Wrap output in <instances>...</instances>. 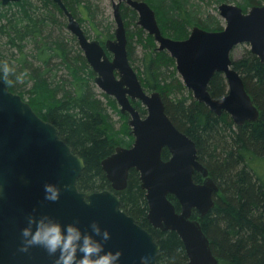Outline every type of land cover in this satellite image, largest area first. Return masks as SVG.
Wrapping results in <instances>:
<instances>
[{
  "label": "water",
  "instance_id": "obj_1",
  "mask_svg": "<svg viewBox=\"0 0 264 264\" xmlns=\"http://www.w3.org/2000/svg\"><path fill=\"white\" fill-rule=\"evenodd\" d=\"M19 0H0L5 5ZM67 18L95 73L96 86L113 97L121 113H128L133 134L130 147L117 145L100 164L111 188L80 190L77 180L84 159L43 120L28 101L0 77V264H157L160 249L152 232L121 208L115 191L127 185L129 170L139 174L145 190L147 220L161 231H175L187 255L185 264L219 262L198 219L215 204L219 186L198 160L195 143L179 130L165 112L159 91L147 92L130 63L127 33L121 14L125 3L137 14V24L166 50L193 97L212 112H227L236 125L256 121L259 110L233 67L231 53L241 43L264 64V2L246 11L234 2H221L218 15L223 28L199 25L187 37L163 34L156 12L146 0H112L116 27L101 43L89 37L63 0H53ZM221 72L227 93L213 97L209 82ZM139 100L144 117L132 104ZM166 147L170 157H161ZM194 171L203 180H193ZM173 195L177 211L168 198Z\"/></svg>",
  "mask_w": 264,
  "mask_h": 264
},
{
  "label": "trees",
  "instance_id": "obj_2",
  "mask_svg": "<svg viewBox=\"0 0 264 264\" xmlns=\"http://www.w3.org/2000/svg\"><path fill=\"white\" fill-rule=\"evenodd\" d=\"M146 1L155 10L163 34L176 39L187 37L193 25L210 30L223 28L217 13L221 2H234L243 11L264 2ZM63 2L81 25L88 21L96 29V2ZM121 14L131 64L133 43L142 47L140 67L133 68L143 87L160 92L165 112L195 142L198 160L220 188L214 206L199 219L214 255L226 264H264V171L261 170L264 167V64L249 48L237 58L231 56L233 67L259 110L256 121L236 125L227 112L217 115L194 99L177 73L174 59L166 50H156L153 36L137 24V14L130 6L122 3ZM62 16L63 11L53 0H19L5 5L0 2V77L39 116L54 123L73 152L84 159L78 188H110L100 162L116 145H129L132 135L126 114L119 112L116 100L97 89L95 73L76 37L61 32L65 25ZM111 37L110 30H96V39L101 43ZM208 90L213 97L226 93L227 83L221 72L214 73ZM134 105L145 113L139 101ZM111 112L123 120L119 126L115 125ZM166 156L168 152L164 150L163 157ZM193 179L200 182L201 175L195 172ZM116 193L121 208L155 236L160 245L157 264H185L187 255L178 234L161 231L148 222L145 191L140 187L136 170L129 171L126 187ZM168 198L179 210L176 198L173 195Z\"/></svg>",
  "mask_w": 264,
  "mask_h": 264
},
{
  "label": "rangeland",
  "instance_id": "obj_3",
  "mask_svg": "<svg viewBox=\"0 0 264 264\" xmlns=\"http://www.w3.org/2000/svg\"><path fill=\"white\" fill-rule=\"evenodd\" d=\"M92 1L98 4V7H96L98 12L95 15L98 25L96 26V29H95L90 25L88 21H83L82 22L83 29L87 31V34L91 38H96V30H103V31L110 30L111 32H113L116 25H115V21L113 17L112 0H92ZM217 13H218V10H217ZM219 18L221 19V23L224 25V20L220 16ZM62 20H64L65 25L61 27V32L65 36H66V33L71 34V32L66 27L67 18L65 15L62 16ZM132 28H133V25L130 24L129 29H132ZM133 44L135 45V51L133 55L132 66L135 68H139L140 67L139 60L142 55V47L141 45H137L136 43H133ZM155 45H157L156 42H155ZM245 48H249V45L247 43H241V44L236 45L232 50L231 56L233 58H237L238 56L241 55V53L243 52ZM97 89L100 90L98 87ZM117 107L119 110L120 107L118 104H117ZM111 115H112L111 117L115 125L119 126L123 120L115 112H111ZM127 119H128V116L126 115V122H127ZM261 170L264 171V167L261 168Z\"/></svg>",
  "mask_w": 264,
  "mask_h": 264
},
{
  "label": "flooded vegetation",
  "instance_id": "obj_4",
  "mask_svg": "<svg viewBox=\"0 0 264 264\" xmlns=\"http://www.w3.org/2000/svg\"><path fill=\"white\" fill-rule=\"evenodd\" d=\"M157 46V45H156ZM156 48V47H155ZM157 50V49H156ZM181 78V77H180ZM225 81H226V79H225ZM227 83V82H226ZM143 86V85H142ZM144 88V87H143ZM145 89V88H144ZM146 90V89H145ZM153 90H156V89H153ZM227 90H228V88H227ZM147 92H149V91H151V90H146ZM158 91V90H157ZM226 93H227V91H226ZM225 93V94H226ZM225 94H223V95H225ZM222 95V96H223ZM222 96H220V97H222ZM163 99V98H162ZM195 99V98H194ZM196 100V99H195ZM135 101H139V100H134V101H132V104L134 105V102ZM198 101V100H197ZM140 102V101H139ZM141 103V102H140ZM141 105L144 107V105L141 103ZM135 106V105H134ZM136 107V106H135ZM145 108V107H144ZM138 109V108H137ZM145 110H146V108H145ZM138 111L140 112V110L138 109ZM223 112H225V111H223ZM121 113V112H120ZM122 114H126L127 116H128V118L130 117L129 116V114L128 113H122ZM140 114L142 115V117H144V115L146 114V111H145V113H141L140 112ZM222 114V113H221ZM218 115V114H217ZM220 115V114H219ZM40 118H42L43 120H45V121H48V122H50L51 124H53L57 129H58V127L54 124V123H52L51 121H49V120H47L46 118H44V117H42V116H39ZM231 117V116H230ZM170 118V117H169ZM232 119V118H231ZM171 120V119H170ZM127 121H128V119H127ZM172 121V120H171ZM173 123V122H172ZM174 124V123H173ZM127 125H128V122H127ZM175 125V124H174ZM129 126V125H128ZM176 126V125H175ZM130 128V127H129ZM178 128V127H177ZM179 129V128H178ZM180 130V129H179ZM182 131V130H181ZM183 132V131H182ZM184 133V132H183ZM130 134L132 135V141H131V143L129 144V145H121V146H124V147H130L131 145H132V143H133V139H134V137H133V134L130 132ZM58 135H59V137H60V139H62L66 144H68L62 137H61V135H60V132H59V129H58ZM187 135V134H186ZM188 136V135H187ZM189 137V136H188ZM190 138V137H189ZM191 139V138H190ZM195 143V142H194ZM117 146V145H116ZM115 146V147H116ZM196 146V145H195ZM114 147V148H115ZM164 150H167V152H168V156H166V157H163V151ZM196 150H197V148H196ZM114 151V150H113ZM111 154V153H110ZM108 156V155H107ZM161 157L163 158V159H167V158H169L170 157V152H169V150L166 148V147H164L163 149H162V151H161ZM198 158V157H197ZM202 163V162H201ZM203 164V163H202ZM204 165V164H203ZM132 169H134V168H132ZM131 170V169H130ZM129 170V171H130ZM135 170V169H134ZM195 172H197V171H194V173ZM193 173V174H194ZM200 175H201V173L200 172H198ZM208 175H209V173H208ZM210 176V175H209ZM193 177V176H192ZM211 177V176H210ZM213 179V178H212ZM194 180V179H193ZM202 180H203V176L201 175V181L200 182H202ZM214 180V179H213ZM215 181V180H214ZM196 182V181H195ZM200 182H196V183H200ZM216 182V181H215ZM110 183V182H109ZM216 184H217V182H216ZM218 185V184H217ZM109 189H112L111 188V185H110V188ZM144 190V189H143ZM121 191V190H120ZM145 191V190H144ZM219 191H220V188H219ZM218 191V192H219ZM115 192H118V191H115ZM218 192L217 193H215L214 194V198H215V195L216 194H218ZM119 196V195H118ZM120 198V197H119ZM177 200V199H176ZM178 202V201H177ZM214 202H215V199H214ZM179 204V203H178ZM175 205V204H174ZM180 206V205H179ZM176 207V206H175ZM179 210H180V208H179ZM179 210H177V211H179ZM203 217V216H202ZM191 218H195V219H200V218H198V216L195 214V212L194 211H192V215H191Z\"/></svg>",
  "mask_w": 264,
  "mask_h": 264
}]
</instances>
